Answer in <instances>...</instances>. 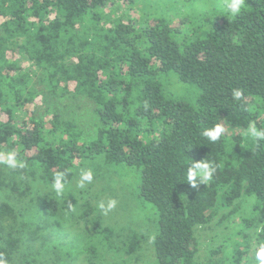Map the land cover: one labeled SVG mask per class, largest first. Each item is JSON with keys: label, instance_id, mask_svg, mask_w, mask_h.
Masks as SVG:
<instances>
[{"label": "trees", "instance_id": "16d2710c", "mask_svg": "<svg viewBox=\"0 0 264 264\" xmlns=\"http://www.w3.org/2000/svg\"><path fill=\"white\" fill-rule=\"evenodd\" d=\"M119 1L135 0H0V146L39 163L49 183L58 175L69 182L77 158L135 168L140 196L157 213L156 264H195L196 226L243 194L264 213V139L249 131L264 130V0H245L236 15L230 0H160L141 27L104 14ZM172 12L184 13V26ZM18 52L42 72L39 82ZM171 76L196 88L195 97L168 93ZM38 86L44 104L30 110ZM79 98L94 106L92 129L67 114ZM225 123L237 130L227 134ZM216 125L223 132L211 141L204 133ZM199 162L215 172L190 183ZM46 206L58 213L55 199ZM12 212L0 203V217ZM140 242L130 236L131 249ZM19 245L16 237L0 242V259L10 262Z\"/></svg>", "mask_w": 264, "mask_h": 264}, {"label": "rangeland", "instance_id": "374dc122", "mask_svg": "<svg viewBox=\"0 0 264 264\" xmlns=\"http://www.w3.org/2000/svg\"><path fill=\"white\" fill-rule=\"evenodd\" d=\"M158 1L109 3L104 14L112 20L121 19L125 24L141 27L157 15L160 8L154 5ZM54 15L52 11L48 18ZM171 15L176 25L184 26V13L172 12ZM3 21L0 16V23ZM105 21L106 26L112 24ZM2 34L4 30L0 25ZM15 57L39 82L42 72L24 53L18 52ZM165 88L175 96L194 98L197 93L196 88L176 76L168 78ZM41 89L37 87V97L28 105L30 110L44 104ZM72 101L67 114L73 115L74 111L81 126L92 129L97 122L94 106L83 98ZM25 118V111L20 109L19 123ZM224 130L231 134L237 129L225 123ZM7 153L5 147L0 146V155L6 157ZM16 159L25 166L13 169L0 163V203L13 207L11 214L0 217V242L10 237L20 240L13 259L7 264H156L157 213L140 196L135 168L108 164L103 156L77 158L73 177L61 183L63 191L57 194L54 183L42 179L39 163L26 164ZM87 171L92 173V180L82 181V173ZM51 199L58 202L57 214H52L46 206ZM112 201L115 202L113 207L108 208ZM101 203L104 209L100 208ZM256 203L255 196L243 194L210 222L196 226L195 264H236L238 252L243 255L239 264H258L256 252L264 244L260 236L264 213L256 208ZM135 233L140 235L141 242L139 247L131 249L130 236Z\"/></svg>", "mask_w": 264, "mask_h": 264}, {"label": "clouds", "instance_id": "9594fccd", "mask_svg": "<svg viewBox=\"0 0 264 264\" xmlns=\"http://www.w3.org/2000/svg\"><path fill=\"white\" fill-rule=\"evenodd\" d=\"M245 0H230L227 7L232 15H236L240 12L241 7L244 5ZM234 97L239 99L241 93L239 91L234 92ZM250 134L254 137L264 139V130L258 131L255 127H250ZM223 132V128L220 125H216L214 128L205 131L204 135L207 136L211 141H217ZM0 163L6 164L7 166L15 169L17 167L23 168L25 165L16 159V153L14 151L7 153L6 157L0 155ZM215 172V168L210 166L209 163L199 162L194 163L193 167L188 171V181L194 183L197 176L201 178L202 181L207 182L212 179V175ZM92 173L90 171L82 173V181H91ZM82 186V185H81ZM54 187L57 194L63 191L64 186L61 184V176H57L55 179ZM114 201L108 204V208L113 207ZM104 204H100V208L104 209ZM256 261L258 264H264V244H261L258 251L256 252ZM0 264H7L3 259H0Z\"/></svg>", "mask_w": 264, "mask_h": 264}]
</instances>
